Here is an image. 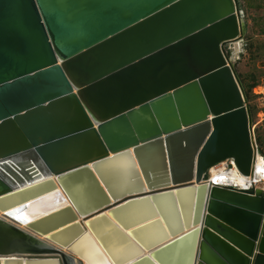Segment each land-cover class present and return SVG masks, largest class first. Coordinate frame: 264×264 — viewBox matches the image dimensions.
I'll use <instances>...</instances> for the list:
<instances>
[{"label":"water","instance_id":"1","mask_svg":"<svg viewBox=\"0 0 264 264\" xmlns=\"http://www.w3.org/2000/svg\"><path fill=\"white\" fill-rule=\"evenodd\" d=\"M242 17L237 0H0V264H74L55 246L264 264V189L205 182L257 152L225 52Z\"/></svg>","mask_w":264,"mask_h":264},{"label":"rangeland","instance_id":"2","mask_svg":"<svg viewBox=\"0 0 264 264\" xmlns=\"http://www.w3.org/2000/svg\"><path fill=\"white\" fill-rule=\"evenodd\" d=\"M237 4L246 32L240 53L233 55L226 47V54L240 79L252 121L258 124L264 115V0H237ZM257 126L256 144L264 155V136L261 125Z\"/></svg>","mask_w":264,"mask_h":264},{"label":"bare ground","instance_id":"3","mask_svg":"<svg viewBox=\"0 0 264 264\" xmlns=\"http://www.w3.org/2000/svg\"><path fill=\"white\" fill-rule=\"evenodd\" d=\"M242 23H243V26H245L243 17H242ZM242 41H243V38L238 39V40H236L234 42L229 43L226 47L230 48V50L232 51L233 55H237L238 53H240ZM229 61L231 62V59H229L228 62ZM254 142L256 144L255 138H254ZM256 146H257V144H256ZM224 162L225 161H222V163L219 166H216V167H219L218 169L215 168V167H212L210 169V171H209V174L211 175L210 182H212V183L215 182V184L219 183L220 185L234 186L236 188H241V189H248V188H251V186L253 185L252 184L253 183L252 182V176L254 175L255 166L262 167L264 165V158H263V154L260 153L259 148H258V150H257V152L255 154V160H254V163H253L252 173L248 177H245L244 175H242L237 170V168L235 166H232V168L230 170L224 169L223 168L225 166ZM9 172H10L9 168L0 167V175L1 176L6 178V176H9L8 175ZM32 174L38 175L39 172L35 171ZM30 176H31V174H30ZM39 179H40V177H39ZM262 185H264V184H262ZM3 213L4 212L0 211V218L4 217ZM6 219L11 221L12 223H14L13 220H10L8 217ZM77 220L82 224V219L80 217H77ZM17 226L19 228H21V229L26 230L24 225L20 224V225H17ZM82 226H84V224H82ZM28 232L33 234V235H35L34 233H32L30 231H28ZM35 236H37V235H35ZM37 238H39L41 240H45V236H37ZM46 242L48 244H51L49 241H46ZM55 248H57L59 250V252L65 254V255L71 256L75 260V262H78L80 264H86L84 261L79 262L77 257L74 256L72 252H69V250L67 248L62 247V246H57V247L55 246ZM126 248L127 247H121V248L116 249L113 252V255L115 256L114 258H116L117 256H120V255L126 254L127 251H128V249L126 250ZM143 253L147 254L148 252L146 250H144ZM57 256H60V255H57Z\"/></svg>","mask_w":264,"mask_h":264},{"label":"built area","instance_id":"4","mask_svg":"<svg viewBox=\"0 0 264 264\" xmlns=\"http://www.w3.org/2000/svg\"><path fill=\"white\" fill-rule=\"evenodd\" d=\"M226 49H228V48H226V46H225V52H226ZM258 124L261 125V130H262L261 134H263V136H264V115H263L262 120L260 122H258ZM258 124H256L255 122L252 121L251 130H252V133H253V136H254L255 140H256V136H257V134L259 132L258 131V126H257ZM256 149L258 150L257 146H256ZM263 158H264V155H263ZM221 163L222 162H220V163H218V164H216V165H214L212 167H215V168L218 169L219 167H216V166H219ZM224 163H225V166L223 167L224 169L230 170L232 168V166H235L234 161L231 158L230 159H226ZM210 169H208V179L205 181L210 186L215 185V186H221V187H231V188H235V189H241V188H236L234 186L220 185L219 183L215 184V182H213V183L210 182V177H211V175L209 174ZM248 176L249 175H247L245 177H248ZM252 182H253L252 183L253 185L251 184L252 185L251 188L253 187V188L264 189V185H262V184H264V165L262 167L255 166L254 175L252 176ZM241 190H245V189H241Z\"/></svg>","mask_w":264,"mask_h":264},{"label":"snow or ice","instance_id":"5","mask_svg":"<svg viewBox=\"0 0 264 264\" xmlns=\"http://www.w3.org/2000/svg\"><path fill=\"white\" fill-rule=\"evenodd\" d=\"M17 219H19V217H17Z\"/></svg>","mask_w":264,"mask_h":264}]
</instances>
